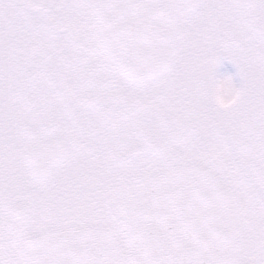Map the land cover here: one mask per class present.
Masks as SVG:
<instances>
[{"label": "snow or ice", "instance_id": "snow-or-ice-1", "mask_svg": "<svg viewBox=\"0 0 264 264\" xmlns=\"http://www.w3.org/2000/svg\"><path fill=\"white\" fill-rule=\"evenodd\" d=\"M0 264H264V0H0Z\"/></svg>", "mask_w": 264, "mask_h": 264}, {"label": "flooded vegetation", "instance_id": "flooded-vegetation-1", "mask_svg": "<svg viewBox=\"0 0 264 264\" xmlns=\"http://www.w3.org/2000/svg\"><path fill=\"white\" fill-rule=\"evenodd\" d=\"M217 75H218V78L220 79L231 78V80L236 84V87L240 86V79H239V76L237 75V69L235 65H233L228 60H222L220 62L217 68Z\"/></svg>", "mask_w": 264, "mask_h": 264}, {"label": "clouds", "instance_id": "clouds-1", "mask_svg": "<svg viewBox=\"0 0 264 264\" xmlns=\"http://www.w3.org/2000/svg\"><path fill=\"white\" fill-rule=\"evenodd\" d=\"M210 91H211L212 99L214 103L217 104V106H220L222 103L227 102V93L223 90V88L220 85L213 82L210 85Z\"/></svg>", "mask_w": 264, "mask_h": 264}, {"label": "rangeland", "instance_id": "rangeland-1", "mask_svg": "<svg viewBox=\"0 0 264 264\" xmlns=\"http://www.w3.org/2000/svg\"><path fill=\"white\" fill-rule=\"evenodd\" d=\"M232 82H233V81H232ZM233 83H234V82H233ZM233 85H234V86H236V84H235V83H234Z\"/></svg>", "mask_w": 264, "mask_h": 264}]
</instances>
